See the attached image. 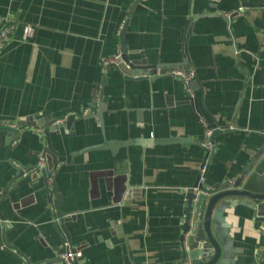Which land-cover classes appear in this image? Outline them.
<instances>
[{
	"label": "crops",
	"instance_id": "0c3cea01",
	"mask_svg": "<svg viewBox=\"0 0 264 264\" xmlns=\"http://www.w3.org/2000/svg\"><path fill=\"white\" fill-rule=\"evenodd\" d=\"M243 1L264 4L0 0V28L13 26L0 50V128L17 132L0 130V264H62L65 243L81 252L78 264L181 261L186 189L201 165L214 187L264 146V5ZM24 25L34 27L29 39ZM124 27L128 60L192 72V97L172 72L150 80L102 69ZM85 108L92 116H76ZM65 115L75 120L50 126ZM201 120L224 128L210 159ZM178 137L191 141L115 144ZM48 144L63 157L56 167ZM57 193L65 231L50 201ZM224 218L233 264H262L264 217L238 205Z\"/></svg>",
	"mask_w": 264,
	"mask_h": 264
},
{
	"label": "water",
	"instance_id": "95a60500",
	"mask_svg": "<svg viewBox=\"0 0 264 264\" xmlns=\"http://www.w3.org/2000/svg\"><path fill=\"white\" fill-rule=\"evenodd\" d=\"M243 5L262 6L264 4H250L243 1ZM233 16V15H232ZM230 16V17H232ZM122 29L121 40V59L118 67L126 78L143 79L149 78L150 80L156 79L161 75L168 73L172 68L167 64H141L138 62H130L127 57V49L123 42ZM186 65V62H184ZM191 86L195 87V80H191ZM190 103L194 106L195 110L200 113L196 97L189 99ZM101 112V110H100ZM92 116L91 114H88ZM87 115V116H88ZM96 118L100 119L101 114ZM75 120L74 115H68L66 118V125H70ZM212 134L209 137L211 147L206 153V159H210L215 150L214 137L217 133L224 130V128L217 127L215 124L209 126ZM0 130L9 134H16L13 127L4 126ZM47 139L49 140V130H45ZM12 136V135H11ZM14 138V136H13ZM5 142L8 145L10 138L6 136ZM190 138H165V139H142L124 142H115L119 145L137 144L142 147L151 144H164L170 142L185 143L190 142ZM107 145H111L107 142ZM113 149V148H111ZM52 152V165L56 167L59 160L63 157L59 156L52 149L51 145L44 149V154ZM207 163L205 162V171L197 177L192 186L186 189V208L184 222L181 227L182 235L180 237L183 245V254L181 261L178 264H233L232 262V249L231 240L229 238V227L224 218V212L227 209L235 208L238 205L244 206L252 210L253 215L264 217V146L256 152L251 153L250 160L245 164L241 172L233 177L225 179L213 187L209 193H203L206 190L203 184V178L206 174ZM44 172L45 182L50 194L56 191L54 182L48 184V177L51 176L49 170L42 169ZM52 208L55 210L57 223L65 231L63 221L64 214L59 209L61 203L60 194L57 193L55 199L50 197Z\"/></svg>",
	"mask_w": 264,
	"mask_h": 264
},
{
	"label": "built area",
	"instance_id": "2783aa9c",
	"mask_svg": "<svg viewBox=\"0 0 264 264\" xmlns=\"http://www.w3.org/2000/svg\"><path fill=\"white\" fill-rule=\"evenodd\" d=\"M212 1L218 2L220 0H212ZM226 17L229 18L230 14H227ZM23 27H24V34L22 36V39H29L33 35L34 27L30 25H24ZM12 29H13V26L9 24H5L2 28H0V50L5 46L6 42L10 38ZM122 62L123 61L121 59V49H118L116 54L102 58L100 65L102 69H105L109 66H118ZM169 72H172L176 75H180L182 77L184 85H185L186 93L188 94L189 97H192L193 96V89L191 86V80H192V75H193L192 72L185 73L180 68H173ZM89 112H90V109L85 108L79 115H76V116H86L89 114ZM66 118H67V115L63 116L62 118L56 119L50 124V126L53 127V126L59 125L63 123L66 120ZM201 121L203 122V120ZM204 126H205V139L202 142V147L207 152L211 147L209 137L211 136L213 130L209 128V126L206 125L205 123H204ZM39 162H40V165H43L44 164L43 158H41ZM204 171H205V162L201 165V168H200L201 179H202L201 175L204 173ZM50 183L51 181L49 180L48 184ZM212 190H213V187L209 186L208 188H206V190L202 192L209 193ZM80 257H81V252L79 250L72 249L67 243L64 244L62 250L59 253V259L61 260L62 264H78ZM260 259H261L262 264H264V251L262 252L260 256Z\"/></svg>",
	"mask_w": 264,
	"mask_h": 264
}]
</instances>
